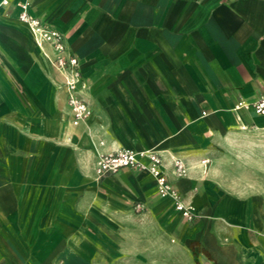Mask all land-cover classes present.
Returning a JSON list of instances; mask_svg holds the SVG:
<instances>
[{
    "label": "crops",
    "instance_id": "obj_1",
    "mask_svg": "<svg viewBox=\"0 0 264 264\" xmlns=\"http://www.w3.org/2000/svg\"><path fill=\"white\" fill-rule=\"evenodd\" d=\"M17 1L0 7V264H264V188L218 164L264 132V114L234 107L262 94L264 0H29L78 59L92 110L78 125ZM120 147L158 152L195 216L147 172L97 178Z\"/></svg>",
    "mask_w": 264,
    "mask_h": 264
},
{
    "label": "built area",
    "instance_id": "obj_2",
    "mask_svg": "<svg viewBox=\"0 0 264 264\" xmlns=\"http://www.w3.org/2000/svg\"><path fill=\"white\" fill-rule=\"evenodd\" d=\"M8 4L9 0H0V7ZM16 7L18 8L17 20L29 28L34 42L39 47L49 45L52 48L54 55L51 63L63 76V89L67 95V103L72 116L71 122L73 125H78L91 115L92 110L80 95V91L84 90L86 86L81 78L77 57L66 51L64 37L58 30L47 26L30 13L29 0H18ZM234 107L235 109L251 108L256 114H264V86H262V94L256 101L247 103L244 100H239ZM207 161V159H203L201 162L205 164ZM122 168L149 173L155 180L158 194L170 198L175 211L188 220L195 216L193 207L183 200L178 190L170 182L163 166L162 156L158 152L150 149L135 151L120 147L111 152L98 154L95 166L97 178L116 173ZM188 169L181 158L172 157L171 173L174 177H185Z\"/></svg>",
    "mask_w": 264,
    "mask_h": 264
},
{
    "label": "rangeland",
    "instance_id": "obj_3",
    "mask_svg": "<svg viewBox=\"0 0 264 264\" xmlns=\"http://www.w3.org/2000/svg\"><path fill=\"white\" fill-rule=\"evenodd\" d=\"M230 146L218 159L225 173L224 179L244 190L260 191L264 188V132L246 136ZM93 243L95 247V240ZM64 258V255L54 256L55 262L60 264Z\"/></svg>",
    "mask_w": 264,
    "mask_h": 264
}]
</instances>
